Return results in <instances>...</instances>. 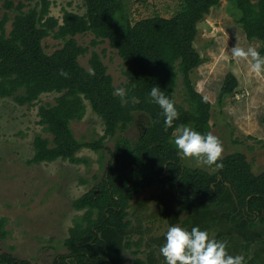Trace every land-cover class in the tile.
Wrapping results in <instances>:
<instances>
[{"label": "trees", "instance_id": "1", "mask_svg": "<svg viewBox=\"0 0 264 264\" xmlns=\"http://www.w3.org/2000/svg\"><path fill=\"white\" fill-rule=\"evenodd\" d=\"M85 14L65 10L62 22L50 15L51 0H25L15 4L4 0L6 12L0 17V99L10 97L18 104L33 105L45 93H59L55 102L39 105V123L52 138L38 134L31 163L57 159L74 163L85 147L102 153L105 140L126 131L137 113L149 121L140 138L133 141L120 134L103 179L77 198L73 205L84 211L69 230L67 253L54 264H122L125 250L133 264H161L159 248L165 237L145 239L148 228L136 229L130 215L133 199L157 185L151 198L171 226L191 230L198 226L218 240L228 242L229 254L246 251L250 264H264V171L255 173L247 155L235 151L222 156V167L209 171L184 164L173 138L177 126H192L211 133L212 103L197 90L193 73L205 59L195 46L199 22L222 0H182L171 17L154 15L131 21L125 0H83ZM238 12L237 21L248 40L262 43L264 55V0H230ZM34 3V4H33ZM15 11L11 17L9 11ZM12 28L7 32V24ZM92 32L93 45L108 40L125 62L129 96L121 103L117 88L101 54L92 51L89 69L79 58L89 52L76 36ZM53 35L64 45L52 54L43 41ZM61 70L67 76L60 75ZM182 77L188 107L176 100ZM158 86L174 100L179 118L165 130L160 107L149 92ZM239 80L228 72L218 103L223 105L236 92ZM88 101L102 117L104 134L94 141L76 137L71 123L84 117ZM108 149V148H107ZM180 210L187 213L181 218ZM147 207L146 200L134 209ZM142 222L145 217H134ZM144 218V219H143ZM6 219H0V236L5 238ZM140 234L137 240L134 235ZM233 244V245H231ZM144 248V249H143ZM254 256L249 259V253ZM145 254L146 256H142ZM0 264H35L6 252Z\"/></svg>", "mask_w": 264, "mask_h": 264}, {"label": "rangeland", "instance_id": "2", "mask_svg": "<svg viewBox=\"0 0 264 264\" xmlns=\"http://www.w3.org/2000/svg\"><path fill=\"white\" fill-rule=\"evenodd\" d=\"M21 1L25 0H14L15 4ZM51 1L50 15L60 22L65 10L81 15L87 10L83 0ZM125 1L133 23L154 15L171 17L182 3V0ZM6 11L4 0H0V17ZM9 14L12 17L15 11H9ZM237 18L238 12L231 1L222 0L199 22L195 46L205 61L195 69L193 79L197 90L212 103L211 133L222 141V156L235 151L245 153L257 174L264 171V75L256 76L250 71L249 62L233 58L230 50L237 45L245 49L254 47L259 51L262 43L248 40ZM11 28L12 20L7 24V32ZM76 39L90 48L88 53L79 58L80 63L89 69L92 51L99 52L108 67V73L113 77L114 85L117 88L124 87L127 82L125 62L110 42L105 40L93 45L96 36L92 32L78 34ZM43 45L46 52L52 54L64 45V41L51 35L44 39ZM228 72L237 76L239 86L221 106L218 96ZM58 95L45 93L33 105L18 104L10 97L0 99V219H6L5 229L8 232L5 238L0 236V254L8 252L18 259L35 264H54L58 255L68 252L65 240L69 237V230L84 213L74 207V201L103 179L111 157L109 149H114L120 134L136 141L149 121L145 113H137L126 131L105 140L102 153L88 147L80 150L77 154L83 158L80 163L61 158L52 162L31 163L36 135L52 138L39 123V105L54 103ZM176 100L187 107L189 105L182 77L178 80ZM86 104L84 117L73 121L71 126L78 139L98 140L104 134L105 124L88 101ZM183 162L190 167L215 170L198 165L191 158L183 157ZM158 191L157 185L151 186L139 193L132 202L137 201L131 208L132 225L136 229L140 224L143 230L148 228L146 241L165 237L171 226L151 198ZM144 200L147 207L134 209ZM179 208L180 204L177 205ZM179 211L181 218H185L187 213ZM137 215L145 219L138 222L134 218ZM139 236L137 233L134 239L137 240ZM240 252L245 256L246 251ZM253 256L251 251L249 259ZM133 257L130 250H125L122 264H133ZM161 264H164V260ZM247 264H250L248 260Z\"/></svg>", "mask_w": 264, "mask_h": 264}, {"label": "clouds", "instance_id": "3", "mask_svg": "<svg viewBox=\"0 0 264 264\" xmlns=\"http://www.w3.org/2000/svg\"><path fill=\"white\" fill-rule=\"evenodd\" d=\"M230 53L233 58L249 62L250 71L256 76L264 75V55L254 47L235 45ZM60 75L67 76L63 70ZM126 102L129 92L125 87L116 88L114 93ZM151 102L158 105L164 117L165 130L173 126L179 118V112L173 99L158 86L149 92ZM173 143L183 157L191 158L198 165L222 167L218 161L222 158V141L212 133H201L191 126H177ZM228 242L215 239L208 230L198 226L191 230L179 225L169 226L165 233V243L160 246L159 253L164 264H247L246 257L241 254H229Z\"/></svg>", "mask_w": 264, "mask_h": 264}]
</instances>
